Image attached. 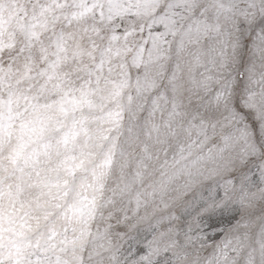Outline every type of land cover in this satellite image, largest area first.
I'll list each match as a JSON object with an SVG mask.
<instances>
[{
	"label": "rangeland",
	"instance_id": "374dc122",
	"mask_svg": "<svg viewBox=\"0 0 264 264\" xmlns=\"http://www.w3.org/2000/svg\"><path fill=\"white\" fill-rule=\"evenodd\" d=\"M0 264H264V0H0Z\"/></svg>",
	"mask_w": 264,
	"mask_h": 264
}]
</instances>
